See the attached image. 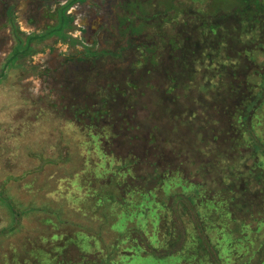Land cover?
Wrapping results in <instances>:
<instances>
[{
    "label": "rangeland",
    "instance_id": "rangeland-1",
    "mask_svg": "<svg viewBox=\"0 0 264 264\" xmlns=\"http://www.w3.org/2000/svg\"><path fill=\"white\" fill-rule=\"evenodd\" d=\"M70 2L0 0V191L22 214L17 229L0 236V264H25L37 250L43 252V264L57 256L59 262L76 263L83 254L90 256L89 262L107 250L116 255L115 264H180L179 257L144 255L134 238L114 248L128 225L161 245L164 210L159 201L179 181L170 180L149 194L130 193L123 206L112 203L107 194H114L113 188L101 187L119 163L101 150V141L111 138L103 127L123 123L135 112L140 121L161 124L164 118L149 112L169 104L163 96L173 78L180 86L176 97L182 114L198 110L205 121L222 124L228 120L215 115L216 108L228 106L229 121L239 115L245 96L256 93L263 81L264 0L260 15L254 5L239 0H210L209 10L205 4L173 0L178 8L168 13L162 31L140 29L136 34L127 28V12H120L119 0H85L67 9L71 22L62 37L34 43L8 65L30 35L58 27V13ZM161 4L169 7L171 0ZM196 12L209 21L191 16ZM179 40L183 46L177 49ZM125 103L132 107L129 114ZM254 111L251 125L264 143V100ZM240 145L243 150L231 148V157L237 156L232 184L242 188L258 176L262 188L248 197L255 205L252 214L236 206L245 203L243 194L237 193L236 202L226 195L235 216L253 226L242 243L230 244L237 262L264 237V225L255 223L264 219V173L254 168L263 159L248 156V136ZM209 167L215 195L227 193L230 181L223 165L209 162ZM14 223L9 205L0 199V231ZM220 229L213 237L222 242Z\"/></svg>",
    "mask_w": 264,
    "mask_h": 264
},
{
    "label": "trees",
    "instance_id": "trees-1",
    "mask_svg": "<svg viewBox=\"0 0 264 264\" xmlns=\"http://www.w3.org/2000/svg\"><path fill=\"white\" fill-rule=\"evenodd\" d=\"M239 1L246 6L254 5L258 14H262L261 0ZM73 4L74 2H70L59 11L58 27L50 28L41 35H30L25 45L21 43L9 59L8 65L16 58L30 52L34 43L55 36L62 37L64 29L71 22L66 11ZM171 5H174L173 0H171ZM197 12L191 16L209 21L208 17L199 16ZM160 15H156V17ZM209 17L211 18V15ZM182 18L183 20L189 19L188 15ZM13 27L17 32L16 26L13 25ZM182 44L183 42L179 40L178 45L175 46L179 49L183 46ZM261 77L263 81L259 90L245 96L242 105L238 107L239 115L232 116L229 121L232 112L228 106L212 111L220 118L228 120L227 123L205 121L203 118L205 114L198 110L188 109L185 114H182L183 104L176 97L180 86L173 78L172 84L164 91L163 96L168 100L170 106L165 101L164 107L158 106V104L153 111L149 112L154 117L164 118L161 124L152 119L140 121L135 112L136 115L135 113L130 115L129 119L126 117L123 123L108 124L103 127L110 133L111 138L101 141V150L105 156L114 158L119 163L108 181H104L101 187L109 192L113 188L112 191H115L116 195H114L115 193L107 194L112 203L123 206L130 193L149 194L162 188L170 180L178 179L179 181V186L159 201L164 210V217L160 224L161 240L158 242L161 245H154L142 229L128 225L127 229L115 239L113 245L115 249H119L127 241V238H134L138 242L137 248L142 250L144 255L157 260L179 257L180 264H264V237L255 250L247 252L246 256L237 262L233 251L235 247L230 244L242 243L248 237L247 232H253L251 228L253 226L251 222L240 221L229 208V203L236 202L237 193L240 192L245 196V203L241 205L235 203L236 206L244 207L247 214H252L255 205L248 197L262 188L258 176L248 184L242 182V188L234 186L232 180L235 178V170L232 166L236 163L237 156L231 157V148L237 149L236 152L239 148L243 150L240 145L241 140L244 135L248 136L251 143L248 149L252 150V152H248V156L255 158L260 155L263 160L255 163L254 168L260 170L262 172L260 174L263 175L264 143L255 135L251 125L253 111L264 100V74ZM131 104L133 105L132 102ZM125 105L124 111L129 114L132 107H130V103H125ZM211 117L213 115H208V118ZM133 120L137 121V125L131 123ZM244 148L246 149V147ZM222 158H226L227 163ZM209 162H219L223 165L227 173L225 177L230 181L227 193L225 191L222 195L218 194L217 196L213 192L215 179L210 175ZM230 194L233 195V201L232 198L227 199L228 197H226ZM101 197L105 199L104 196ZM0 199L9 205L15 217L12 228L0 231V236H2L17 229L22 214L17 205L1 191ZM255 223L261 227L264 225V219L255 221ZM218 228H221L220 232L222 231L223 234L222 242L215 241L213 237V232ZM258 231H261V228ZM85 256L83 254L82 257H79L76 263L59 262L56 260L57 256L55 261L50 264H115L116 258V255L108 250L105 256H92L91 260L93 261L86 262L90 256ZM27 263L43 264V252L39 250L31 252L26 257L25 264Z\"/></svg>",
    "mask_w": 264,
    "mask_h": 264
},
{
    "label": "flooded vegetation",
    "instance_id": "flooded-vegetation-1",
    "mask_svg": "<svg viewBox=\"0 0 264 264\" xmlns=\"http://www.w3.org/2000/svg\"><path fill=\"white\" fill-rule=\"evenodd\" d=\"M120 5L118 6L120 12L126 11L127 16V28L135 31L140 29H149L153 28L154 30L161 31L167 23L169 18L168 13L174 11V8H178L177 5H169L165 7L161 4V0H119ZM193 4H199L207 6L210 0H188ZM74 2L73 6L76 3H80L79 0H71ZM208 8V6H207ZM202 9V8H201ZM204 9V8H203ZM161 14L156 17V15ZM164 14V15H163ZM160 29V30H159Z\"/></svg>",
    "mask_w": 264,
    "mask_h": 264
}]
</instances>
